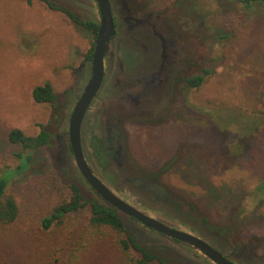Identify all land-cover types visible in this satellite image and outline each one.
Listing matches in <instances>:
<instances>
[{"label":"rangeland","instance_id":"obj_1","mask_svg":"<svg viewBox=\"0 0 264 264\" xmlns=\"http://www.w3.org/2000/svg\"><path fill=\"white\" fill-rule=\"evenodd\" d=\"M57 1L54 4L83 22H99L94 0ZM137 2L155 4L167 13L192 48L166 120H133L124 126L130 168L156 175L169 199L157 205L146 194L130 191L117 170L96 167L95 172L127 202L199 235L221 252H233L241 232L245 254L254 244L264 257V197L257 192L264 178V4L248 8L232 0ZM63 9H52L43 0H0V177L17 170L7 195L20 208L16 222L0 224V264H135L139 252L123 253L113 231L92 225L90 202L97 197L82 183L75 165L61 166L55 158V136L67 138L68 120L87 84L86 74L90 77V69L83 74L80 69L96 40ZM117 48L126 64L130 53L139 57L122 37ZM206 71L200 87L185 82ZM45 83L57 95L56 109L33 98L34 88ZM64 107L67 119L60 122L58 110ZM12 129L27 136L46 129L53 142L24 150L9 140ZM89 135L101 138L102 132L88 115V151ZM92 156L98 164L105 159L95 151ZM24 165L27 170L22 172ZM75 182L87 202L62 223L44 229L43 219L70 200ZM137 226L156 241L144 245L167 258L155 264H210Z\"/></svg>","mask_w":264,"mask_h":264},{"label":"water","instance_id":"obj_2","mask_svg":"<svg viewBox=\"0 0 264 264\" xmlns=\"http://www.w3.org/2000/svg\"><path fill=\"white\" fill-rule=\"evenodd\" d=\"M94 1L98 7L100 19L99 22H97L99 24V29L95 40L94 52L92 54L91 75L89 82L85 86L83 93L81 94L73 109V112L71 113V117L69 120V131L66 140H64V138L62 137H59V135L57 134L55 136V144L57 145V147L54 153L56 155V160L61 164V166L67 165L70 157L68 154V149H71L72 154L75 158V165L83 175L84 179L106 203H108L116 210V212L123 219L127 228H129L136 234L138 242L142 246H144V243H155L156 241L155 239H152L145 235L142 229H139L137 225H140V227L145 230H153L154 232L162 234L172 240L190 245L203 253L215 264H235L232 260L228 259L221 251L214 248L204 239L189 232L174 228L166 222L161 221L160 219L151 217L146 212L139 210L138 207L134 206L130 202H127L118 194V192H116L117 190H115L112 186L111 189L109 185H107L95 174V172L91 169L87 160L85 159L82 148V132L85 120L90 110V106L103 83L105 55L110 50L111 43L113 45V40L117 34V28L125 26V32L128 30L130 25H134L132 21H130V24L125 22L124 19L127 14L124 9L129 8L132 11V15H135L137 17L131 19L137 22H142L141 19H146L148 16H150L151 19L148 18V20L150 19L152 25L143 23L135 27H139L140 31H147L150 34H152V32L149 28L155 29L157 32H159L168 42V46H170L171 48L170 50L172 51V55L174 49H177L179 55H177L176 57L177 60H181V64H185L186 60L188 59V54H190V51L192 49L191 45L186 42L187 38L183 37L180 34H177L175 28L169 20L170 17L167 15V13H165L155 4H149L147 2L139 4L137 0H116V4L111 0ZM49 2L55 6H58L54 4V1L52 0H49ZM119 2L121 3L122 8L120 7ZM115 6H118L120 10L115 9ZM58 7L72 12L65 7ZM122 10L124 13L119 12ZM115 17H117V25ZM150 40L156 45V49L160 50V42L156 39V37L150 36ZM141 43L146 42L141 40ZM163 51H165V47H163ZM163 55H165V53H163ZM173 59L174 57L172 56L171 61ZM157 69L158 62L156 60L154 70L156 71ZM144 75L145 73L139 74L137 78L140 79ZM178 78L181 77L179 75H176L173 86L175 84L178 86ZM186 80L187 78L185 79V82ZM132 85L133 95H136L143 90V85L141 83H138L137 81H135V83H133ZM172 91L173 90H171L170 93ZM161 96H163V94ZM132 103H129L124 108H114L110 107V103L107 102L106 107H104L105 109L99 108L101 113L99 115L98 122H96L95 124L101 125L102 136L101 138L94 137L96 141L95 143L101 145V147L106 150L104 154L107 157L103 160L104 165H108L107 167H109V170H117L121 176L122 182L129 185L130 191H139L143 194H146L151 202L156 203L157 205H164L169 199V193L166 189L165 190L167 192H163V184L161 185L158 179H156L155 181L150 180L149 176H146L144 174L145 172L139 169H137V172L133 174L127 172L128 165L130 166V156L127 153V136L124 126L128 121L133 120L164 121L166 120V113L169 112V105L164 97H162L161 105H159L158 107L142 105L140 104L139 100L133 101ZM111 138H114L116 143H114ZM109 147H112L110 149L113 151H111ZM132 219L135 220L134 222L136 223V225L131 222L133 221ZM153 247L146 248L150 249L159 257L167 259L166 256H161L160 253L155 251V247Z\"/></svg>","mask_w":264,"mask_h":264},{"label":"flooded vegetation","instance_id":"obj_3","mask_svg":"<svg viewBox=\"0 0 264 264\" xmlns=\"http://www.w3.org/2000/svg\"><path fill=\"white\" fill-rule=\"evenodd\" d=\"M52 1H54V3L55 2L58 3L57 0H52ZM111 1L116 4V0H111ZM48 2H49V0H46L45 3L48 5ZM120 7H121V3H120ZM115 9L120 10V8L118 6H115ZM124 11L127 14V16L124 19L125 22L130 24V21H132L134 24L133 25L134 28L132 25H130L128 30L125 32H124L125 26L124 27L122 26L121 28H117V34L113 40V45L111 43V45H110L111 48L105 55L103 83H102V86H101L98 94L96 95L95 99L93 100V102L90 106L89 113H88L89 117L91 116L92 124H95L96 122H98V118H99V115L101 113L100 109L106 107L107 102L110 103V105H109L110 107H114V108H124L126 105H128L129 103H132L133 101H136V100H139L140 104H142V105H149L150 107H158L159 105H161L162 97H164L166 99V102L169 105L176 103L175 102L176 101V95L175 94L179 91V88L176 84L173 86L174 79H175L176 75L182 76L186 72L185 64H181V60H179V59L177 60L176 56L179 55V52L177 51V49H174V52L172 55V51L170 50L171 49L170 46H168V42L163 38V36L159 32H157L155 29L149 28L150 31L152 32V34H150L147 31H140L139 27H135V26H139L143 23L151 24V22H150L151 17L150 16H148L146 19H141L142 22H137V21L131 19V18H137V17L135 15L134 16L132 15V11L129 8L124 9ZM119 12L124 13L123 10L119 11ZM148 18H150V19L148 20ZM115 21H116V25H117V17H115ZM150 36H155L156 39L160 42V50L156 49V45L153 42H151ZM121 37L123 38V42L127 43V45L130 47V52H137L139 54V57H138V56H134L133 54L130 53L129 54L130 58L128 59L130 62H127V64L121 58V56L118 52V48H117L118 47V41ZM141 40L145 41L146 43H141ZM94 47H95V44H94ZM163 47H165V51H163ZM93 52H94V48H93ZM163 53H165V55H163ZM172 56L174 57V59L171 61ZM157 58H160V59H157ZM156 60L158 62V69L155 71L154 67H155ZM91 63H92V55H91V58H89L87 55L84 63L82 64V69H80L81 70L80 73L83 74V70L85 72L88 69H90L89 75H91V68H92ZM144 73H145V75L142 76L140 79L137 78V76L139 74H144ZM86 77L88 78L87 79V83H88L90 77H88L87 74H86ZM188 78H190V77H187V79ZM135 81H137L138 83H141L143 85V90L141 92L137 93L136 95L135 94L133 95V89H132L133 85L132 84L135 83ZM171 90H173V91L170 93ZM82 91H84V89ZM82 91L79 94L77 101L79 100L81 94L83 93ZM162 94H163V96H161ZM171 100H172V102H171ZM76 103H75V105H76ZM75 105H74V107H75ZM74 107H73V109H74ZM92 109H94V110L92 111ZM72 112H73V110H72ZM90 112H92V113H90ZM88 115H87V118H88ZM168 115H169V113H168ZM59 116H60L59 117L60 122H62L61 120L63 118L65 119L67 117L65 115V107H64V110L62 112V115H59ZM70 117H71V115H70ZM166 117H167V113H166ZM87 118L85 120L83 132H82V148H83V153L85 155V159L87 160L89 166L91 167V169L94 172L96 171L95 170L96 167L97 168L99 167L100 169H102V171H105V169H109V167H107L108 165H104L103 162L101 164H98L97 159L93 158V156H92V154L94 152L93 146H94L95 141H94V138H90L91 134L89 135V138L91 140V144H90L91 149L89 151L87 149L86 144L89 143V142L87 143V140L89 141V139L88 138L86 139V137L84 136V129H85V125L87 122ZM111 139L113 140L114 143H116L114 138H111ZM110 148H112V147H109V149ZM68 151H69L68 154L70 157H69V162H67V166L69 167L73 164L75 165V161H74L75 158H74V155L72 154L71 149H68ZM111 151H113V150H111ZM99 159H100V157H99ZM165 164L163 166H161L160 169L163 170V168L166 166ZM74 167H75V170L77 171V173L80 175V178L83 181L82 183H84V185L86 186L88 191H90L93 195H95L97 197V198H94L90 202V204L95 201V202L104 204L107 207H111L108 203H106L95 192V190L90 186V184L84 179L83 175L78 170L76 165ZM127 172L130 174L136 173V171H134L132 168H130L129 165H128V171ZM160 172L158 171L157 173L160 174ZM95 174L101 180H103L107 185H109V187L112 189L111 185L108 184L101 176H99L97 172H95ZM73 185H76L77 187H79L81 190V193L83 195V190H82L83 188L81 187V185L78 182H75ZM163 188L166 189L165 186H163ZM136 201H138V200H136ZM133 205L136 206L137 204L135 203ZM139 210L144 211L143 209H139ZM147 214L150 215L151 217H154V218L156 217V216H153L152 214H149V213H147ZM126 217H128V216H126ZM132 220L135 221L134 219H132ZM160 220L163 222L166 221L164 219H160ZM205 223H206V221H205ZM151 231L154 232L153 230H151ZM224 233H225V231H224ZM191 234H193V233H191ZM158 235L165 237L174 243H178V244L186 247L187 249H190L192 252V256L195 257V256L200 255L203 258H205V260L208 261V263L215 264L208 257H206L203 253H201L199 250H197L196 248H194L190 245L184 244L182 242L172 240V239H170V238H168L162 234H158ZM193 235L200 237L197 234H193ZM241 235L242 234L240 232V234H238V237H236L238 244L234 246L233 252L231 251L230 254H227L221 249L223 251L222 253L228 259H230L232 261L236 259L237 261L240 262L239 264H264V258H261L255 252V248L257 247L256 245L251 244L249 246L250 250L248 249V253L246 252V254H245V249H247V248L244 247V245H242V243L239 242ZM202 239H204V238H202ZM204 240L210 244L209 241H207L206 239H204ZM214 243H216V240H214ZM260 243H262V242L260 241ZM252 254L255 255V258L253 257ZM234 263L238 264L236 261Z\"/></svg>","mask_w":264,"mask_h":264},{"label":"trees","instance_id":"obj_4","mask_svg":"<svg viewBox=\"0 0 264 264\" xmlns=\"http://www.w3.org/2000/svg\"><path fill=\"white\" fill-rule=\"evenodd\" d=\"M28 1L31 2V0ZM44 1L46 2V0ZM232 1L240 2L248 8L255 5L264 4V0ZM48 6L55 10L62 9L53 5L50 2H48ZM61 11L64 12L69 18H71L75 23L91 31L95 38L97 37L99 29L98 23L93 21L83 22L80 19L76 18L69 11H66L65 9ZM93 48L94 47H92V49L88 53L89 58H91ZM208 73L209 72L206 71L203 75L188 78L186 80V83L191 88H198L205 82L206 75ZM33 98L37 103H48L53 105L55 109L58 105L57 95L54 92L53 87L50 83H45L43 85L35 87L33 90ZM62 110L63 109L58 110V113H60V115H62ZM9 140L14 144L21 145L24 150L34 151L39 149L40 147L51 145L53 142V136L46 129H43L37 136H27L22 130L12 129L9 133ZM93 147L95 152L101 154V156H104L105 158L107 157L104 154L106 150H104L101 145L94 143ZM20 169L23 170L22 172L26 171V165H24ZM16 173L17 170L8 171L2 177H0V224H13L19 217L20 208L18 202L13 196L7 195L8 186L11 183V180L15 177ZM149 178L153 181L157 179L156 175L149 176ZM71 188L73 194L70 200H65L63 203H61L58 207L54 209L53 213L49 217L43 219L42 226L44 229L49 230L55 224L62 223L66 215L80 210L87 202L84 199V196L82 195L79 187H77L76 185H72ZM163 192L167 191L164 189ZM257 192L259 193V195L264 197V178L258 186ZM91 207L92 216L90 221L92 225L113 231V233L118 237V243L123 253L130 255L131 253H133L134 250L140 253L139 258L133 259L135 264H155L156 261L164 263L163 258L159 257L157 254H154L150 249L146 248V245H144V247L138 242L136 234L132 230L127 228L123 219L114 208L107 207L104 204L95 201L91 203ZM252 255L255 258V255Z\"/></svg>","mask_w":264,"mask_h":264}]
</instances>
